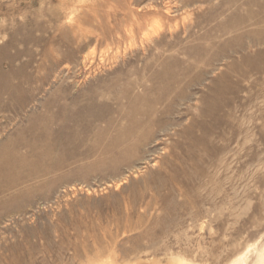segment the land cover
I'll use <instances>...</instances> for the list:
<instances>
[{"label":"rangeland","instance_id":"rangeland-1","mask_svg":"<svg viewBox=\"0 0 264 264\" xmlns=\"http://www.w3.org/2000/svg\"><path fill=\"white\" fill-rule=\"evenodd\" d=\"M177 1L0 0V150L28 138L31 118L63 87L78 93V106L142 76L166 95L155 139L126 159L98 130L48 157L19 150L28 161L0 182V264L257 259L264 244V47L249 48L246 33L263 27L239 23L223 34L220 23L232 28L227 0ZM245 1L235 0L234 13L246 14ZM232 35L248 48L220 51ZM15 85L24 104L12 95ZM33 164L42 170L29 172Z\"/></svg>","mask_w":264,"mask_h":264},{"label":"bare ground","instance_id":"bare-ground-1","mask_svg":"<svg viewBox=\"0 0 264 264\" xmlns=\"http://www.w3.org/2000/svg\"><path fill=\"white\" fill-rule=\"evenodd\" d=\"M182 1L183 3L185 2V7L195 2V0H179L177 3H182ZM203 1L211 2L212 0ZM234 3L235 0L226 1L232 11L229 18L232 28L220 23L218 30L223 34L230 35L234 33V29L239 23L250 22L261 26L263 27L262 31H251L246 34L250 37L249 48L264 47V25H262L264 24V0H246L244 5L248 9L244 15L236 14L237 12L234 13ZM253 6H257L259 10H252ZM218 8L219 6L212 10L209 20H213ZM171 12H173V6L167 8V13ZM235 43L240 44L239 48L241 47L242 50L248 48L241 43L240 37L232 35L230 39L220 46V51L228 50L229 48L234 51ZM199 48L207 50L206 47L199 46ZM258 56L264 58V53L260 51ZM83 60L86 64L93 63V53L86 55ZM247 60L251 61L250 58H247ZM162 74H157L156 77L164 76ZM146 80L147 78L142 76L135 81L129 80L125 84H113L103 88L96 96H93L91 103L80 106H78V93L74 95V93L65 89L67 87H63L64 92L61 96L59 93H55L47 101L46 110L42 114L31 118L26 130L29 133L28 138L21 135L17 140H10L1 148L0 182L13 175L18 165L23 166L28 161L27 156L20 155L19 150L23 148L38 157L37 159H40L54 151H65L67 145L78 142L79 133L86 134L90 131L98 130L99 139L109 135V139H104L105 143L107 140L110 147H121V159H126L127 155L133 153L132 150L134 149L132 148L137 150L141 141L154 140L156 135L153 130L158 125L157 105L166 98V95L165 90L163 91L161 88H150L146 84ZM23 92L21 85H15L12 95L15 96L14 99L20 104L25 103V99L22 97ZM119 119H125L127 123H122L117 127ZM143 127L152 129L145 132L142 130ZM132 139H134V145L130 143ZM130 146L134 147L130 148ZM38 165L33 164L32 170L29 172L42 170L37 168ZM44 170H47V168ZM256 253L258 256L253 264H264V244L256 249ZM230 264H248L247 254L232 260Z\"/></svg>","mask_w":264,"mask_h":264}]
</instances>
